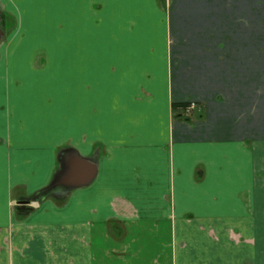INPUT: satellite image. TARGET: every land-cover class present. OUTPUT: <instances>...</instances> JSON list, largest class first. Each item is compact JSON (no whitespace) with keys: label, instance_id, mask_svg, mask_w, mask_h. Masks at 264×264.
I'll return each mask as SVG.
<instances>
[{"label":"crops","instance_id":"1","mask_svg":"<svg viewBox=\"0 0 264 264\" xmlns=\"http://www.w3.org/2000/svg\"><path fill=\"white\" fill-rule=\"evenodd\" d=\"M0 264H264V0H0Z\"/></svg>","mask_w":264,"mask_h":264},{"label":"rangeland","instance_id":"2","mask_svg":"<svg viewBox=\"0 0 264 264\" xmlns=\"http://www.w3.org/2000/svg\"><path fill=\"white\" fill-rule=\"evenodd\" d=\"M188 104H189V107H187V108H188V110L191 111V112H193L194 110H196V109L199 108V103L196 102V101H192V102H190V103H188ZM187 106H188V105H187Z\"/></svg>","mask_w":264,"mask_h":264},{"label":"water","instance_id":"3","mask_svg":"<svg viewBox=\"0 0 264 264\" xmlns=\"http://www.w3.org/2000/svg\"><path fill=\"white\" fill-rule=\"evenodd\" d=\"M30 202H31V200H27V201L24 200V201H21L20 203L21 204H27V203H30Z\"/></svg>","mask_w":264,"mask_h":264},{"label":"trees","instance_id":"4","mask_svg":"<svg viewBox=\"0 0 264 264\" xmlns=\"http://www.w3.org/2000/svg\"><path fill=\"white\" fill-rule=\"evenodd\" d=\"M176 107V106H175Z\"/></svg>","mask_w":264,"mask_h":264}]
</instances>
